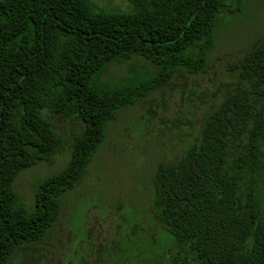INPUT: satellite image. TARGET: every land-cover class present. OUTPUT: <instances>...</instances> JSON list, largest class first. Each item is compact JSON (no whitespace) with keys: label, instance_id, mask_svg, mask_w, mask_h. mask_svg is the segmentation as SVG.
I'll use <instances>...</instances> for the list:
<instances>
[{"label":"trees","instance_id":"obj_1","mask_svg":"<svg viewBox=\"0 0 264 264\" xmlns=\"http://www.w3.org/2000/svg\"><path fill=\"white\" fill-rule=\"evenodd\" d=\"M126 1L128 9L93 0H0V264L50 228L61 193L78 180L117 111L180 69L202 72L218 19L242 5ZM137 59L154 69H137ZM127 62L123 77L101 78L111 64ZM235 68V85L203 117L199 136L156 167L153 214L176 247L154 264H264V35ZM55 115L82 128L65 166L35 182L28 209L13 182L63 150Z\"/></svg>","mask_w":264,"mask_h":264},{"label":"rangeland","instance_id":"obj_2","mask_svg":"<svg viewBox=\"0 0 264 264\" xmlns=\"http://www.w3.org/2000/svg\"><path fill=\"white\" fill-rule=\"evenodd\" d=\"M93 1L103 8H129L126 0ZM215 35L202 72L180 69L169 84L117 111L78 180L61 193L53 224L39 240L16 248L7 264H154L157 254H174L175 244L165 241L153 214L152 177L159 163L183 154L199 136L206 113L235 85V65L264 35V0H242L238 11L218 19ZM129 64H111L101 78L119 79ZM132 64L154 69L143 59ZM53 124L63 150L51 162L39 160L20 170L13 182L17 201L28 209L33 185L65 166L73 135L82 128L59 115Z\"/></svg>","mask_w":264,"mask_h":264}]
</instances>
